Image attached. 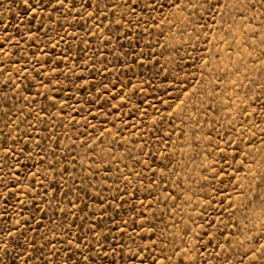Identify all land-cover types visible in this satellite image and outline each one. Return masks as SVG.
Here are the masks:
<instances>
[{
    "label": "rangeland",
    "instance_id": "374dc122",
    "mask_svg": "<svg viewBox=\"0 0 264 264\" xmlns=\"http://www.w3.org/2000/svg\"><path fill=\"white\" fill-rule=\"evenodd\" d=\"M262 200L264 0H0V264H264Z\"/></svg>",
    "mask_w": 264,
    "mask_h": 264
},
{
    "label": "snow or ice",
    "instance_id": "6c2138e0",
    "mask_svg": "<svg viewBox=\"0 0 264 264\" xmlns=\"http://www.w3.org/2000/svg\"><path fill=\"white\" fill-rule=\"evenodd\" d=\"M29 0H24L25 5H28ZM61 3H63V0H60ZM35 11V9H33ZM262 205H264V200H262Z\"/></svg>",
    "mask_w": 264,
    "mask_h": 264
}]
</instances>
